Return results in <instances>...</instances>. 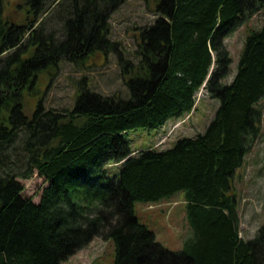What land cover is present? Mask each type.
<instances>
[{"label": "trees", "instance_id": "obj_1", "mask_svg": "<svg viewBox=\"0 0 264 264\" xmlns=\"http://www.w3.org/2000/svg\"><path fill=\"white\" fill-rule=\"evenodd\" d=\"M1 1L0 264H62L96 236L115 241L113 264H264V223L253 238L240 236L232 192L261 130L264 24L246 36L231 80L224 41L264 0H145L157 17L141 28L138 60L119 51L130 96L84 87L73 107L40 100L32 114L25 97L39 90L42 72L117 50L110 19L127 0H24L13 23ZM203 86L220 101L204 132L168 149L133 151L126 132L192 111ZM35 173L48 182L39 202L23 193ZM180 190L193 235L175 251L139 221L134 204Z\"/></svg>", "mask_w": 264, "mask_h": 264}, {"label": "rangeland", "instance_id": "obj_2", "mask_svg": "<svg viewBox=\"0 0 264 264\" xmlns=\"http://www.w3.org/2000/svg\"><path fill=\"white\" fill-rule=\"evenodd\" d=\"M153 1V0H151ZM24 0H2L3 17L8 23L18 22L24 16L19 5ZM154 5H146L145 0H127L111 16L109 38L118 43L117 50H98L79 62L62 59L57 67H51L39 76L38 91L25 97V111L32 114L40 100L46 108H71L80 91L85 87L102 94H120L130 96V90L124 80L119 51L124 58L138 60L140 31L153 23L157 14ZM54 13L47 22L48 29L58 27L59 14ZM49 16L45 14L44 17ZM43 17V18H44ZM264 24V9L244 18L224 38L232 56V79L237 70L246 36L252 29ZM227 82V79H224ZM220 101L212 98L203 86L197 93L196 107L180 116H172L157 128L141 127L124 134L133 151L154 148L164 150L175 145L181 137H194L205 131L215 116ZM258 107L262 110L261 130L252 143L244 162L234 173L233 193L238 199L240 213V236L253 238L264 223V97ZM118 170L119 166H115ZM25 196L34 197L39 202L43 188L48 184L44 177L35 173L23 180ZM134 211L141 223L154 231L156 239L171 250H181L185 241L193 235V228L187 211L185 191L156 201L136 200ZM116 255V243L112 238L99 236L84 248L72 255L62 264H113Z\"/></svg>", "mask_w": 264, "mask_h": 264}]
</instances>
